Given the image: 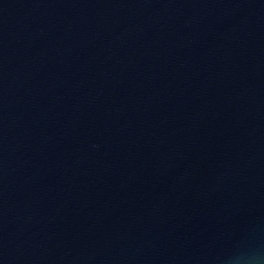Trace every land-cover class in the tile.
<instances>
[{"label":"water","instance_id":"water-1","mask_svg":"<svg viewBox=\"0 0 264 264\" xmlns=\"http://www.w3.org/2000/svg\"><path fill=\"white\" fill-rule=\"evenodd\" d=\"M0 264H264V0H0Z\"/></svg>","mask_w":264,"mask_h":264}]
</instances>
